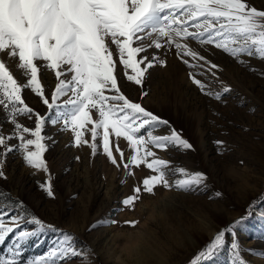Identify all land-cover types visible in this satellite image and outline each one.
I'll list each match as a JSON object with an SVG mask.
<instances>
[{"label": "snow or ice", "instance_id": "snow-or-ice-1", "mask_svg": "<svg viewBox=\"0 0 264 264\" xmlns=\"http://www.w3.org/2000/svg\"><path fill=\"white\" fill-rule=\"evenodd\" d=\"M188 41L201 47L211 45L238 63H245L242 55L264 60V9L249 0H0V55L17 60L18 72L27 78L21 83L0 59V108L13 125L8 136L0 131V157L18 150L27 166L47 173L44 154L48 138L43 132L48 124H60V130L73 133L75 146L86 145L93 155L102 150L108 161L123 167L128 176H134L133 169L141 166L150 170L151 174L133 185L132 194L122 200L125 208L134 210L144 194L155 195L157 188L191 194L203 191L207 187L203 172L175 166L153 151H194V146L167 120L126 96L119 83L122 66L126 79L143 89L149 70L167 63L156 54H143L165 45L174 47L189 68L206 64L216 77L214 70L219 66L190 47ZM116 54L118 61L114 59ZM187 57L196 63H190ZM45 68L57 80L50 99L41 81ZM188 75L203 94L217 101L232 91L223 86L214 92L196 73L190 71ZM28 89L46 106V115L25 102L22 93ZM65 96L68 98L62 100ZM17 117L34 118V128L18 122ZM161 127H168L169 132L155 134ZM85 131L90 132L91 141L85 139ZM13 138L18 144L8 143ZM120 138L127 142L130 155L120 147ZM214 143L218 151L224 145L222 140ZM4 162L0 158V178L5 177ZM39 187L47 197L55 198L50 180ZM10 204L11 211L0 209V243L12 234L15 244L7 254H0V264H65L77 258L87 260L91 255L77 247L71 233L28 213L22 201ZM253 214L255 209L250 204L248 213L218 231L191 264L211 262L224 246L225 234L234 237L235 230ZM258 215L264 217V211ZM124 223L135 227L138 221ZM45 231L59 233L58 243L43 255L24 257L25 243ZM230 248L238 258L235 239Z\"/></svg>", "mask_w": 264, "mask_h": 264}, {"label": "rangeland", "instance_id": "rangeland-1", "mask_svg": "<svg viewBox=\"0 0 264 264\" xmlns=\"http://www.w3.org/2000/svg\"><path fill=\"white\" fill-rule=\"evenodd\" d=\"M249 3L264 9V0ZM188 43L219 66L214 70L216 77L206 64L189 68L175 54L174 47L165 45L143 54H156L167 61L166 66L157 64L149 70L143 89L126 79L122 66L119 83L126 96L167 120L194 146V151H153L175 166L203 172L207 176L203 191L191 194L157 188L155 195L144 194L134 210L125 208L122 200L132 194L133 185L151 174L150 170L141 166L133 169L134 176H128L123 167L111 164L102 150L93 155L88 146H75L73 133L60 130V124H48L43 132L48 138L44 154L47 173L27 166L18 150L0 157L5 161V177L0 178V209L11 211L10 201H22L28 213L71 233L77 247L91 253L87 260L77 258L65 264H191L218 231L248 213L250 204L255 214L235 230L234 237L226 233L225 244L213 260L201 264H264V217L258 215L264 211V60L242 55L240 59L245 63H238L211 45ZM0 59L21 83L26 82L27 78L17 70V60L2 55ZM114 59L118 61V54ZM187 59L196 63L191 57ZM190 71L214 92L223 86L232 91L217 101L192 83ZM41 81L50 99L57 83L55 74L42 69ZM142 91L147 95L142 96ZM22 95L36 112L47 114L46 106L30 89ZM17 120L34 128V118ZM0 131L5 136L13 132L2 108ZM168 132V127L155 130L157 135ZM84 136L91 141L90 132L85 131ZM217 140L224 141L220 151L214 143ZM18 142L16 138L8 141L10 145ZM119 144L126 156L131 154L123 138ZM46 180L51 181L55 198L47 197L39 187ZM217 192L221 195L216 196ZM112 220L119 223L112 224ZM128 220L138 223L132 227L124 223ZM59 239V233L45 231L25 243L23 255H43ZM233 239L238 244V258L230 248ZM14 244L10 234L0 243V254H7Z\"/></svg>", "mask_w": 264, "mask_h": 264}, {"label": "bare ground", "instance_id": "bare-ground-1", "mask_svg": "<svg viewBox=\"0 0 264 264\" xmlns=\"http://www.w3.org/2000/svg\"><path fill=\"white\" fill-rule=\"evenodd\" d=\"M140 262H138V264H139ZM141 264V263H140Z\"/></svg>", "mask_w": 264, "mask_h": 264}]
</instances>
